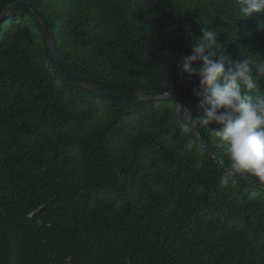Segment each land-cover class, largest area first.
I'll return each instance as SVG.
<instances>
[{
	"label": "trees",
	"instance_id": "16d2710c",
	"mask_svg": "<svg viewBox=\"0 0 264 264\" xmlns=\"http://www.w3.org/2000/svg\"><path fill=\"white\" fill-rule=\"evenodd\" d=\"M18 1L90 84L177 94L201 118L179 60L202 27L226 59L264 64V14L240 19L236 0H0V15ZM250 94L264 96V76ZM181 120L173 100L78 85L33 10L14 8L0 23V264H264V187L224 183ZM217 127L196 128L228 168Z\"/></svg>",
	"mask_w": 264,
	"mask_h": 264
},
{
	"label": "clouds",
	"instance_id": "9594fccd",
	"mask_svg": "<svg viewBox=\"0 0 264 264\" xmlns=\"http://www.w3.org/2000/svg\"><path fill=\"white\" fill-rule=\"evenodd\" d=\"M236 7L240 19L264 14V0H236ZM201 33L192 43L191 54L182 56L179 65L190 78L198 77L192 92L202 97L205 117H194L190 107L178 103L182 112L179 127L190 132L200 123L218 125L215 135L230 162L223 182L235 175L264 182V96L250 94L258 89L264 64L254 65L248 58L228 60L221 53L217 32L204 26Z\"/></svg>",
	"mask_w": 264,
	"mask_h": 264
},
{
	"label": "water",
	"instance_id": "95a60500",
	"mask_svg": "<svg viewBox=\"0 0 264 264\" xmlns=\"http://www.w3.org/2000/svg\"><path fill=\"white\" fill-rule=\"evenodd\" d=\"M20 6H25V7L32 9L33 12L35 13V15L37 16V18L39 19V21L41 22V24L44 28L45 34H46V38H47V42L49 45L50 52H51L53 58L55 59L58 67L63 69L68 76H70L78 85H80L81 87H83L87 91L95 93V94H97L103 98H107V99L119 101V102H121V101L142 102V101H150V100H154V99H157V100H161V99L173 100V101L181 104L182 106L190 107L192 109L193 116L196 117L192 102H190L185 97L179 96L177 94H173V93L165 92V91H138V92L126 93V94H116V93L104 91V90L99 89V88L95 87L94 85L90 84L87 80H85L83 77H81L76 72L72 71L64 63L59 52L56 50L55 36H54L53 30L49 26V23L46 20V18L43 16L42 12L40 10H38L36 7H34L31 3L18 1L16 3L9 5L8 7L5 8V10L0 15V23L2 22V20L6 16H8V14L14 8L20 7ZM148 95L152 96V97L148 98L147 97ZM192 131H193L195 137L197 138V140L199 141V143L216 159L221 173L225 174L226 168H224L222 166V162H221V158H220L219 154L200 138V136L198 134V130L196 127L193 128ZM238 176L241 177L242 179L248 181V182H251V183H254V184H257V185L264 187L263 182L253 180L252 178L248 177L247 175H238Z\"/></svg>",
	"mask_w": 264,
	"mask_h": 264
}]
</instances>
